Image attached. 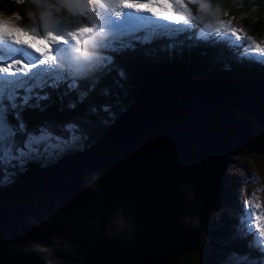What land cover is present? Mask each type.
I'll return each mask as SVG.
<instances>
[{
	"label": "water",
	"instance_id": "obj_1",
	"mask_svg": "<svg viewBox=\"0 0 264 264\" xmlns=\"http://www.w3.org/2000/svg\"><path fill=\"white\" fill-rule=\"evenodd\" d=\"M219 78H174L129 103L83 150L30 163L0 187V264H44L43 253L23 249L51 245L54 234L79 243L77 264H172L195 251L207 238L229 156L252 136L251 122L233 111L264 129V84L236 82L254 84L238 88L239 97ZM92 172L100 174L99 195L86 185ZM97 201L99 226L78 227V218L97 216L87 207ZM118 209L134 225L130 238L105 234ZM184 215L198 216V225L182 224ZM54 255L64 264L76 259L59 249Z\"/></svg>",
	"mask_w": 264,
	"mask_h": 264
},
{
	"label": "snow or ice",
	"instance_id": "obj_2",
	"mask_svg": "<svg viewBox=\"0 0 264 264\" xmlns=\"http://www.w3.org/2000/svg\"><path fill=\"white\" fill-rule=\"evenodd\" d=\"M109 6L116 16L120 15L117 9H134L137 12H147L152 17L169 25L187 26L178 31L174 36L165 35L164 39L169 41L167 45L171 50L179 46L197 47L200 44L215 46L218 43H227L233 51L236 62H243L248 59L247 52L264 56V46L257 43L251 36L244 34V29H237L230 26V21H220L224 27H214L212 23H203L197 31L198 20L196 18V8L191 0H103L102 4L95 8H87V13L91 14L98 8ZM72 3L67 5L69 11ZM171 10L172 15L163 14ZM60 9H57L59 12ZM82 16L85 13H81ZM21 18L17 17L15 21L9 19L4 21V27H0V41H10L16 45H24L31 50L38 59L34 63H25L20 59H12L7 63L0 64V76L15 77L18 74L27 76L34 69H39L43 65L53 64L55 57L52 54V46L59 42H67L66 37L75 44H81V38L91 36L97 32L95 23H86L80 21L79 25L68 30L64 35H58L54 31L44 28L41 34L36 27L26 28L20 23ZM201 29L208 30L211 35L204 36ZM183 36L184 40L179 37ZM23 37H28L24 39ZM152 37L145 36L143 42H151ZM35 41H42L43 46H34ZM136 41L140 42L137 36ZM187 42V45H185ZM134 47L130 44H119L114 42L111 47L105 46L104 55L99 57L98 66L88 71H79V74L61 78L50 77L44 82H37L35 86L27 88L18 87L14 92L0 93V187L14 182L16 176L27 170L30 163H40L46 166L49 162L57 160L69 152L83 150L90 142V130L93 126L91 117L99 115L101 112L107 114V118L100 121L104 126H109L114 122L116 113L112 111V106L108 104L97 108L90 105L84 115H77L71 120L56 122L54 120H43L34 128L29 127L24 113L29 110L45 112L53 102L51 93L45 91L50 88L58 92V99L61 101L63 111L65 107L68 111H75L78 105L83 104L89 95L96 91L99 84L97 72L101 67L109 68L113 63V54H119L120 51ZM77 53L86 56L80 47L75 49ZM257 62V61H253ZM264 66V61H259ZM225 70H231V66L225 64ZM124 74L118 72V79L114 81L117 87H123L120 82ZM88 81V87L82 88L81 83ZM63 91H60L61 87ZM75 93V99H68L64 105L65 98ZM100 95L109 96L111 92L104 88ZM45 101L49 103H45ZM245 212L239 218L237 225L234 226L231 234L232 240L245 241L247 251H229L221 264H264V211H260L262 205L253 203L250 199L244 202ZM256 253V255H253Z\"/></svg>",
	"mask_w": 264,
	"mask_h": 264
},
{
	"label": "trees",
	"instance_id": "obj_3",
	"mask_svg": "<svg viewBox=\"0 0 264 264\" xmlns=\"http://www.w3.org/2000/svg\"><path fill=\"white\" fill-rule=\"evenodd\" d=\"M216 2L221 5V11L214 14L216 19L235 22L241 28H244L246 32L253 35L264 32L261 15L258 13L256 19L251 18L253 11L258 12L263 7L264 0H216ZM29 8L35 9L31 0H24V2H18V0H0V11L8 14L10 17L13 13L24 17ZM178 31L180 30L160 34L154 33V35H151L152 40L149 43H144V39H140V42H137L135 39L119 43L121 45L127 43L134 45V47L124 49L119 54H113V63L109 68L101 67L100 71L96 74L99 78L96 91L92 92L83 104L78 105L75 111H68L66 107L63 111H60L59 109L62 107V104L57 98L59 93L52 91L50 88L45 89V91L51 93L53 102L43 113L34 110L24 113L29 127L34 128L46 119L56 122L71 120L77 115H84L90 105H95L97 108L104 104L111 105L112 111L117 115L140 95L162 87L174 78L213 76L230 78L235 82L253 79L264 84V66L259 62L264 61V59L254 60L249 55L251 59L238 63L233 51L224 42L218 43L215 46L208 44H200L197 47L191 48L187 46L180 48L177 46L169 50L167 47L169 41L162 37L165 35L174 36ZM179 39L182 41L184 37L180 36ZM111 45H108V47L110 48ZM185 45H187V42H185ZM225 64L230 65L231 70H225ZM118 72L124 74L123 80L120 81L123 85L122 88L117 87L114 83L118 79ZM71 76L74 75L68 76V74L63 73L60 75L61 78ZM28 84L29 86H33L32 83ZM81 87L87 88L88 81H83ZM104 88L109 89L111 95H100L101 90ZM63 90L64 87L62 85L60 91ZM68 99H75V93L65 98L64 105L67 104ZM45 103L49 102L45 101ZM104 118H107V114L103 112L91 117L94 123L90 130L91 140L88 144L94 141L103 130L104 125L100 121ZM225 197L226 193L221 190L218 200H222ZM227 217L224 213L219 223L209 224L208 235L215 240V247L216 243H218V249L223 252L226 250L247 251L245 241L231 239V233L227 229ZM206 244L209 245L210 241L207 240L199 243L197 250L202 251V248ZM190 254H186L172 264H186L184 259ZM253 255H256V253H253Z\"/></svg>",
	"mask_w": 264,
	"mask_h": 264
},
{
	"label": "rangeland",
	"instance_id": "obj_4",
	"mask_svg": "<svg viewBox=\"0 0 264 264\" xmlns=\"http://www.w3.org/2000/svg\"><path fill=\"white\" fill-rule=\"evenodd\" d=\"M102 3L103 0H97V2L92 3V5L84 3L79 5L73 4L70 11L68 7H60V11L55 12V21L51 23L48 28L58 35H64L68 30L77 27L80 21H85L89 24L95 23L97 25V32L93 35L98 36V40L95 42L94 52H101V55H104L103 49L105 46L111 45L114 42H128L135 40L137 36L140 39H144L145 36L151 37L154 33L160 34L168 31L181 30L187 27L184 25H169L166 22L152 17L151 14L147 12H137L134 9H117L116 11H119L120 15L116 16L113 10L109 9V6L106 4L104 7L98 8L91 14L87 13V8H95ZM156 11L163 12L161 9H156ZM130 12V16L134 13L140 15L139 25H136L134 18H131V23H129V18L127 17H130L128 16ZM81 13H85V15L82 16ZM258 13L261 15L264 24V5L258 12L253 11L251 18L256 19ZM163 14L172 15V12L169 9L167 12H163ZM220 21L223 20L214 18L211 23L214 27H224V25L219 23ZM20 23L26 28L36 27L41 34L44 31L43 25L38 20L30 21L27 15L21 17ZM203 23H205V21L198 20L197 31ZM123 25H126L124 30L121 28ZM230 26L237 29H244L235 22H231ZM201 32L204 36L211 35V33L205 29H201ZM244 34L246 36H251L253 40L260 43L261 46H264V32L253 35L246 32L244 29ZM23 38L28 39V37ZM89 38L90 36L81 38V44L77 45L66 37L67 42H59L53 45L52 54L55 57V62L53 64L43 65L39 69H34L32 72L28 73L27 76L18 74L17 76L21 77V79L16 80V82L13 81L14 77L0 78V93H11L18 87L27 88L29 87L28 83H32V85L35 86L37 82H44L50 77H60L62 73L70 76L79 74V71H87L88 67L95 63L97 56L90 55L88 59H83L75 49L79 46L83 48V45L86 44ZM33 43L34 46H43L42 41H35ZM249 55L254 60L264 59V56L247 52L248 57ZM250 57L248 59H251ZM12 59H20L25 63H34L38 57L24 45H16L10 41H0V64L7 63ZM209 77L211 79L213 76ZM219 79L224 82V84L228 82L226 85L234 86L237 89H254V84H245V86L241 84L242 87H240L239 84H236V82L232 81L230 78L221 77ZM26 80H28V83H23ZM233 112L240 118L247 119L251 122L253 126L252 136L235 153L229 156V162L225 169L226 179L222 187V191L226 193V197L217 201L215 209L209 213L208 217L209 224L215 222L219 223L225 213L228 216L227 229L231 234L239 218L245 212V201L251 199L253 203H260L262 205L260 211H264V129L259 127L251 117L237 110ZM207 240L210 241V244H206V246L202 248V251L196 249L191 252V254L184 259L186 264H221L227 253L232 251H221L218 249V243H216L215 247V240L209 235L205 241Z\"/></svg>",
	"mask_w": 264,
	"mask_h": 264
},
{
	"label": "clouds",
	"instance_id": "obj_5",
	"mask_svg": "<svg viewBox=\"0 0 264 264\" xmlns=\"http://www.w3.org/2000/svg\"><path fill=\"white\" fill-rule=\"evenodd\" d=\"M18 2H24V0H18ZM97 2V0H32V3L35 5V9L29 8L26 11V15L28 16L30 21L38 20L43 27H49L51 23L55 21L54 16L57 9L60 7H67L69 3L72 4H92ZM192 4L195 5L196 8V18L199 21H205V23H211V21L215 18L214 14L221 11V5L216 2V0H191ZM59 6V7H57ZM19 17L17 13H13L12 16H8V14L0 11V27H4V21L13 20ZM21 18V17H20ZM98 40V36H90L89 40L86 44L83 45V50L85 53L96 55L97 60L95 63L91 64L88 70L98 66L100 53H95V42ZM80 57L83 59H88L89 56H86L82 53H78ZM87 70V71H88ZM86 185L91 190V192L100 194L103 189L100 184V174L97 172H92L89 176L86 177ZM188 185H182V188L187 189ZM189 196L191 192L188 193ZM89 212H96L97 216H93L91 218L82 217V209L80 206L75 207V213L78 218L76 220V225L80 228H84L87 226H91L96 228L99 226V214L100 209L102 207L100 201L96 203H90L88 206ZM64 217L62 216V219ZM45 222H51V218L48 216L44 217ZM29 222H33V217H28ZM182 224L186 226L195 227L198 225L199 218L198 216H187L184 215L180 221ZM65 223L68 221L65 219ZM69 226H71L69 224ZM127 232L126 238H130L132 232L134 231V225L132 224L130 218L126 217L121 210H117L111 217L108 219V223L105 225V234L109 237L112 235H120L124 232ZM52 244L51 245H39L34 242H27L24 251H36L44 254V264H64V262L54 255L57 249L66 252L70 256H75L76 259L71 261V264H77L78 261L82 260L81 255H77L80 245L78 242H69L66 236L61 235H52L51 237ZM12 247H16L12 245Z\"/></svg>",
	"mask_w": 264,
	"mask_h": 264
},
{
	"label": "bare ground",
	"instance_id": "obj_6",
	"mask_svg": "<svg viewBox=\"0 0 264 264\" xmlns=\"http://www.w3.org/2000/svg\"><path fill=\"white\" fill-rule=\"evenodd\" d=\"M130 14H131V12L128 14V16H130ZM139 17H140V15H138V14H132L130 17H127V18H129V23H131V21H130V19L131 18H134L135 19V21H136V25H139V23H140V20H139ZM144 17V16H143ZM126 26V25H125ZM124 25L121 27L123 30L126 28ZM136 27V26H135ZM13 49V48H12ZM0 78H5V76H0ZM21 79V77H19V76H15L14 77V79H13V81L14 82H16V80H20ZM221 81H218V82H216V83H220ZM211 83V82H210ZM225 84H228V82L227 83H225ZM232 85H234V84H232ZM240 85V84H239ZM221 87H223L225 90H229L228 88L229 87H231V86H228V85H224V86H221ZM232 90V89H231ZM233 91H234V93H236V92H239V93H236L239 97L241 96V92L240 91H242V90H237V88H233ZM243 92V91H242ZM214 96H216V92L214 91ZM212 97H213V95H212Z\"/></svg>",
	"mask_w": 264,
	"mask_h": 264
}]
</instances>
